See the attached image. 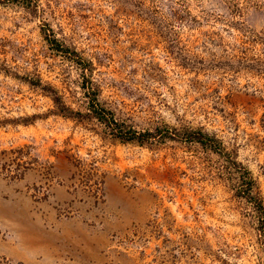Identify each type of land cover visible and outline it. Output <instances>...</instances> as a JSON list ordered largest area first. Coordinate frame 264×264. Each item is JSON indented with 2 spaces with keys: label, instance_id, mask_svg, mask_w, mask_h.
<instances>
[{
  "label": "rangeland",
  "instance_id": "1",
  "mask_svg": "<svg viewBox=\"0 0 264 264\" xmlns=\"http://www.w3.org/2000/svg\"><path fill=\"white\" fill-rule=\"evenodd\" d=\"M0 264H264V0H0Z\"/></svg>",
  "mask_w": 264,
  "mask_h": 264
},
{
  "label": "trees",
  "instance_id": "2",
  "mask_svg": "<svg viewBox=\"0 0 264 264\" xmlns=\"http://www.w3.org/2000/svg\"><path fill=\"white\" fill-rule=\"evenodd\" d=\"M56 102V100H54ZM58 101V100H57Z\"/></svg>",
  "mask_w": 264,
  "mask_h": 264
}]
</instances>
